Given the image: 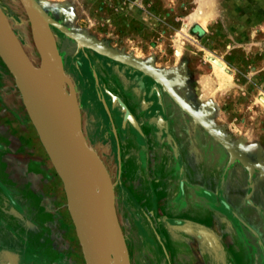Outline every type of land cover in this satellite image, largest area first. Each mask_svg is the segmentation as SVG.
<instances>
[{
	"label": "rangeland",
	"instance_id": "374dc122",
	"mask_svg": "<svg viewBox=\"0 0 264 264\" xmlns=\"http://www.w3.org/2000/svg\"><path fill=\"white\" fill-rule=\"evenodd\" d=\"M35 1L48 18L81 41L155 71L253 167L249 181L237 161L224 170L226 151L155 82L158 104L173 125L171 134L168 130L163 138L156 134V143L149 142L141 151L126 138L116 141L115 151L107 150L95 136L93 117L79 111V105L83 108L91 100L79 104V96L85 74L90 82L99 69L109 65L114 74L125 79V65L113 66V60L46 26L41 31L51 36L53 57H49L32 29L37 21L18 0H0V9L35 71L41 72L48 61L55 72L52 62L57 58L69 81L82 135L112 185V220L118 232L120 264H264V0ZM57 79L63 94L68 95L69 86L58 75ZM162 123L167 129L166 121ZM172 133L183 140L180 151L176 144L172 151L163 143L171 144L172 139L176 143ZM0 143L6 155L9 149L18 156L12 159V183L0 174L1 228L3 216L11 208L14 211L8 217L14 230H0L4 248L0 254H6L0 255V264H84L62 183L52 164L55 157L1 61ZM2 156L0 173L6 165ZM231 167L238 168V174L230 173ZM205 171L212 172L210 189L216 192L215 200L206 201L204 189L198 187L203 186L200 174L204 176ZM226 177L232 182L227 190L222 187ZM220 194L233 204L224 207ZM210 208L212 213H223L225 208L234 218L213 221L215 241L205 236L210 231L211 216L206 215ZM222 234L228 246L220 243ZM112 250L111 246L110 264H117V252Z\"/></svg>",
	"mask_w": 264,
	"mask_h": 264
},
{
	"label": "water",
	"instance_id": "95a60500",
	"mask_svg": "<svg viewBox=\"0 0 264 264\" xmlns=\"http://www.w3.org/2000/svg\"><path fill=\"white\" fill-rule=\"evenodd\" d=\"M18 1L26 14L32 18V20L41 21L42 31H44L46 26L52 27L77 43L82 48L89 49L98 55L128 66L147 76L159 85L169 99L185 115H187L213 141L226 151L228 159L224 170L237 161L247 172V179L249 181L253 167L249 165L228 142L219 136L190 106H188L180 98L185 104L181 102V100H179L178 97L171 91L172 87L164 79L163 81L150 72L105 54L101 49H99L100 46L98 45L92 43L87 44L85 41H81L71 31L48 18L35 0ZM47 37H49L51 41V36L48 33ZM0 61L10 73L25 109L30 112V114L31 111H33L45 119L55 129V131H57V133L65 141H67V146L64 147L62 156L59 155L58 158H56L57 163L51 162L55 166L62 183L67 210L80 248L83 263L110 264L111 246L108 242V229L110 224H114L112 220V185L101 161L87 146V143L82 135L78 107L72 88L62 72L57 58L52 62V66L58 77H60L61 80L69 86L68 95H64L63 91L60 89V96H54L45 91L31 78L30 72L35 71L36 68H34L26 59L1 9ZM32 120L39 132L36 122L33 118ZM46 151L48 153L47 149ZM72 154L77 155L81 167V178L76 194L74 193L73 195H71L68 191V181L65 174L67 161L73 156ZM89 178L92 179V184L91 181H89ZM0 255L6 257V254Z\"/></svg>",
	"mask_w": 264,
	"mask_h": 264
},
{
	"label": "flooded vegetation",
	"instance_id": "af4514ba",
	"mask_svg": "<svg viewBox=\"0 0 264 264\" xmlns=\"http://www.w3.org/2000/svg\"><path fill=\"white\" fill-rule=\"evenodd\" d=\"M113 62V66H124L123 64H119L116 61ZM129 70H132L133 73H130ZM98 71L95 75V78H91L92 81L90 82L87 81V75L85 74L83 78L84 85L81 88L83 91L81 96H79V104L84 101L86 103L90 101L92 99V95H94L93 99L96 102H98L97 98L106 97L110 107L113 106L117 109H120L122 112V116L119 119L117 118L120 127L122 126L130 131L138 130L142 133L143 137L145 136V138H150V142H154L156 139L155 135L159 133L160 137L163 138L166 134L164 131L166 130H168L167 134H171L170 130L173 131V125L170 126L168 122L169 120L165 115L166 110H164L158 104V95L153 87V81L150 78L147 79V77L142 75L140 72L127 66H125V71H123L125 79H122L114 74L115 72L113 71L112 66L109 65H104L103 69L101 70L102 74H100ZM88 72L91 76L90 67H88ZM89 91H92L91 95H89ZM100 91L101 93H99ZM79 106L82 108V105ZM81 115L84 116L85 113L82 112ZM131 116H133V118ZM111 121L112 126L115 127L116 121L113 118ZM163 121H166L168 124L167 129L164 128L162 123ZM99 125L102 127V130L107 129L108 127L104 120L100 121L99 124L97 123L95 126V136L97 138L99 137L98 135H100V131L97 130ZM125 138L130 139L129 137L123 135L122 137H116V141L118 142L120 139ZM163 143L168 145L169 149H174L175 143L173 139L171 144L165 140H163Z\"/></svg>",
	"mask_w": 264,
	"mask_h": 264
},
{
	"label": "crops",
	"instance_id": "0c3cea01",
	"mask_svg": "<svg viewBox=\"0 0 264 264\" xmlns=\"http://www.w3.org/2000/svg\"><path fill=\"white\" fill-rule=\"evenodd\" d=\"M74 75L78 77V71H75ZM93 96L94 95H92L91 103L94 101ZM97 101L98 102H97L96 105L93 104V106H92L91 103H90L89 105H86L83 108L79 107L80 108L79 111H80V114L82 112H84L85 115H86V113H87V115L90 114L91 117H93V119H94L93 120V124H95V125L97 123L99 124L100 121H102V120L105 121V123L108 126L107 129H105V130L103 129L104 130L103 131L102 127L100 125H99V127L97 129L98 131H100V135H98L99 136L98 137V141L103 146H105L104 148L107 147L106 148L107 150H109V151H113L114 150L115 151V149H116V147H115L116 137H122L123 135L129 137L132 141H134L138 145V147L141 146V147H139L140 151L142 150V148H144V147L147 148L150 145L149 142H150L151 139L147 138V137L145 138V136L143 137L142 133L139 132L138 130L130 131V130L122 127V126H121L122 128L120 127V125L118 123V119L122 116V112H121L120 109H117V108H115L113 106L110 107L106 97L105 98H97ZM131 117L133 118V116H131ZM112 118L116 121V126L115 127L112 126V121H111ZM106 120H107V122H106ZM172 136H174V140L176 142L175 144H176L177 148L180 151V147L181 146L184 147L183 140L179 139V137L175 136L174 134ZM143 144H145V145H143ZM142 145H143V147H142ZM139 148H137V149H139ZM150 151L151 150H149V152ZM5 152L6 151H4L3 144L0 143V155L3 154V156L1 158H2V161L6 164L5 167L3 168V171L0 173L2 175L1 178H4V176H7L6 180L9 182V184H11L12 183V179H13L12 175H14V171H13L14 170L13 169L14 162L12 161V159L13 158H17L18 156H15L14 155V151L9 150V149L7 151V155L5 154ZM5 158H6L7 162L4 161ZM227 169H226V171H227ZM229 170H231L230 173L238 174V168L231 167ZM28 175H29V172L27 171V177L26 178H28ZM185 175H187V172H185ZM200 175H202L201 177L203 178L204 181H203V186H198V187L199 188L202 187L204 189L203 195L206 198L205 200L207 201L208 199L211 200L213 198L215 200L216 199V197H215L216 196V192L215 191L213 192V190L210 189V186H211L210 181L212 180V178H211L212 172L205 171L204 172V176H203V174H200ZM184 177H183V180L185 179ZM228 179H230V178L226 177L225 181L223 182V186L222 187L225 190H227L229 185L232 183L231 181H228ZM184 183H186V182H184ZM27 194L29 195L30 193H27ZM220 196L222 197L223 195L220 194ZM221 200L223 201V206L224 207H228V205L233 204V203L230 204L229 201H227L226 197H224V196L221 198ZM0 205H1V202H0ZM3 205L5 206L6 203L3 202ZM239 205H240V203H239ZM239 205H237V206H239ZM209 206L210 207L212 206V203L210 201H209ZM222 209L224 211L223 213H221V212L218 213V212H214V211L212 213L211 212L212 211L211 208H210V210L207 211L206 215L207 216L208 215L211 216V218H210L211 219V223H210V228H209L210 231L209 232H205V236L208 239H210V240L215 241V237H214L213 234H214V230H215L216 226H214L213 221L215 222V224L217 222H221L222 220L223 221H225V220L226 221H228V220L234 221V218L232 217L233 215L231 217H229L228 214H227L226 209L225 208H222ZM12 212H14V211L11 208V209L8 210V213H6L7 216L6 215L3 216L2 220H1L3 227L2 228L0 227L1 232H9L10 233V232H12L14 230L12 220L8 219V217L11 215ZM224 214H226V215H224ZM1 215H4V214H1ZM26 215H28V213H26ZM219 239H220V243L221 244L226 242V246H228L227 238L225 237L224 234H222ZM195 240H196L197 244L200 243L199 237H195ZM1 247L2 246L0 245V249H4V248H1Z\"/></svg>",
	"mask_w": 264,
	"mask_h": 264
},
{
	"label": "bare ground",
	"instance_id": "6f19581e",
	"mask_svg": "<svg viewBox=\"0 0 264 264\" xmlns=\"http://www.w3.org/2000/svg\"><path fill=\"white\" fill-rule=\"evenodd\" d=\"M41 27H42L41 21H40V23H39V21H37V23H34L32 25L33 31H36L35 36L38 39L42 40L41 50L44 51L46 55H48V53H49V57H50V55H51V53H50L51 44L48 41V37L45 36V34H43V32L41 31V29H42ZM42 35H44V37H42ZM86 43L90 44L89 42H86ZM91 46H92V44H91ZM99 49H101L105 54H107L109 56H112L116 59H119V60L125 62V63L131 64V65L136 66L138 68H141L147 72H150L154 76H157L158 78L163 80V78L160 75H158L155 71H153L149 67H147V66H145L139 62L137 63V62L133 61L132 59H129L127 57H124L120 54L115 53L114 51H111V50H108V49H105L102 47H100ZM51 57H53V56L51 55ZM214 63L217 65L216 61ZM45 64H46V67L41 72H39V73L37 71L30 72V76L45 91H47L48 93H50L54 96H56V95L60 96L59 91L61 89V86H60L61 83L57 79V74L51 69V65L48 61ZM171 91L178 97L179 100H181L179 95L173 90V88L171 89ZM181 102H183V101L181 100ZM31 114H32V118L34 119V121L38 125V128L41 131L42 135L46 138L48 148H49L50 152L52 153V155L55 157L54 162L57 163L56 158H58L59 155L62 156L63 151H64V147L67 146V141H65L45 119H43L42 117H40L38 114L34 113L33 111H31ZM72 155L73 156L68 159L66 169H65V174H66V178L68 181V189H69L68 191L71 195H73L74 193L76 194L77 187H78V184H79V181L81 178V171H80L81 167L79 164L78 157L76 154H72ZM89 181H91V184H92L91 178H89ZM115 226H114V224H110L109 229H108V235L111 239L110 242H111V246H112L113 250L115 249L116 250L115 252H117L116 253L117 264H120V254L121 253H120V249L118 248V246H119L118 245V239L119 238H118V234H117L118 232L116 230L117 228Z\"/></svg>",
	"mask_w": 264,
	"mask_h": 264
}]
</instances>
